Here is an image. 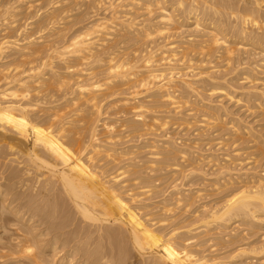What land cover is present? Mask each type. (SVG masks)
<instances>
[{"label":"bare ground","instance_id":"6f19581e","mask_svg":"<svg viewBox=\"0 0 264 264\" xmlns=\"http://www.w3.org/2000/svg\"><path fill=\"white\" fill-rule=\"evenodd\" d=\"M247 112L257 116L249 121ZM108 114L123 118L119 130L101 122ZM170 121L188 129L200 123L204 135L222 131L217 146L223 136L250 137L254 166L244 169L248 160L238 157L232 165L231 154L229 163L214 151L208 162L200 155L216 167L210 182L215 193L224 191L219 202L192 210L203 192L193 194L189 184L180 192L172 181L173 196L151 208L146 202L157 190L147 174L160 162L176 166L179 181L208 175L201 159L191 158L194 150L179 148L164 131L160 141L156 130ZM258 121L264 0H0V264H129L135 253L138 264H264V232L250 243L243 230L248 243L228 258L210 255L216 246L204 251L227 236L237 241L240 226L264 230V171H254L264 158ZM123 134L155 135L144 148L154 149L151 159L141 163L133 138ZM198 239L203 251L193 247Z\"/></svg>","mask_w":264,"mask_h":264},{"label":"rangeland","instance_id":"374dc122","mask_svg":"<svg viewBox=\"0 0 264 264\" xmlns=\"http://www.w3.org/2000/svg\"><path fill=\"white\" fill-rule=\"evenodd\" d=\"M87 10H88V11H87ZM99 10H100L101 12L103 11V9H102V10L99 9ZM92 11H95V10H91V9H89V8L86 9V12H87V13H88V12H91V13H92ZM100 11L98 12V10H96L95 12L98 13L100 16H103V14H105L104 11H103L102 14H100ZM95 12H94V13H95ZM91 13H90V15L93 14V13H92V14H91ZM153 45H155V44H153ZM142 48H143V47H142ZM239 68H240V67H239ZM238 83H242V82H238ZM125 88H126V87H125ZM126 92H127V90H126ZM127 93H128V92H127ZM121 97H127L126 93H125V95H124V93H123V94L121 95ZM128 97H129V96H128ZM108 100H109V99H108ZM108 100H106V101L104 102V109H107L106 107H108V105H106V104H109V101H108ZM105 105H106V106H105ZM231 106H232L231 108H233L234 110H237V109L239 110V108H240L241 105L239 104V105H236V106H235V105H232V103H231ZM186 109H187V108H184V109L182 110V112H184V114H185V112H187V113H186V115H187V114H188V111H187ZM233 109H232V110H233ZM242 109H243V112L240 111V112H242L241 114H240V112H239L238 110L236 111V112H238V114L241 115V116L244 115V114L246 113V112H245V111H246L245 108H242ZM242 109H240V110H242ZM108 110H109V108H108ZM244 110H245V111H244ZM110 111H112V110H110ZM162 113H163V115H165L164 112H161L160 114H156V113H155V114H156L157 116H158V115H159V116H160V115L162 116ZM247 113H249V112H247ZM255 113H257V112H255ZM131 114H132V113H131ZM131 114H130V113H129V115L127 114V115H128L127 117H133V116H132L133 114H132V115H131ZM150 114H151V113H150ZM184 114H182V115L184 116ZM238 114H237V116H239ZM249 114H251V113H249ZM110 115H112V114H110ZM113 115H114V114H113ZM182 115H181V116H182ZM251 115H253V116H250L249 119H247V120L251 121V120H253V118H255V117L257 116V114H255V115H254V114H251ZM148 116H149V115H148ZM150 116H151V117H150ZM150 116H149V118H152V115H150ZM159 116H158V117H159ZM161 116H160V117H161ZM107 117H108L109 119H106ZM110 117H112V118H110ZM116 117H118V118L116 119ZM119 117H120V115H119V116H118V115H117V116L115 115V118H114V116H109V114H108V116L106 115L105 118H104V116L101 118V119H106V120H104V121L101 120V122L115 123V126L118 127V128H116V130H119V126H118V125L120 124L121 120L123 119L122 117H120V118H119ZM193 117H194V116L191 115L190 118L194 119ZM107 120H108V121H107ZM111 120H112V122H110ZM114 121H115V122H114ZM117 121H120V122H119V123H116ZM101 122H100V123H101ZM170 122H171L172 124H170ZM170 122L168 123V124H170V126H166L165 130H164V129L161 130V129H159V127H158L159 130H156V133L159 134V138H160V139H161V138H164V139H163V142H162V139H161L160 141L164 144V140H166L165 137H163L162 135L160 136V134H161L162 131H164V132H162L163 135L165 134V132L168 133V134H170L171 137L175 139V142L177 141L176 143H177L178 145H177V144H176V145L179 146V148H185V147L187 146L188 148H185L186 150H188V151L194 150V151L196 152V154H199V155H196L195 153L192 154V156H193V155L196 156V157H195V156H194V157L191 156V158H192L193 160H194V158H197V159H198L197 161L199 162V161H200L199 158H200V159L202 158V157H199L200 155H202V156L205 155L203 158L206 159L205 157H206L207 155L212 154V153H214V152L217 153V154H220V155L223 154L222 156H223L224 158L227 157V156H226L227 154H231L230 158H231L233 161L231 160L230 163H232V162L234 163L235 160H236V162H238L239 160L242 161V160H244V158L246 159V160H244V161H247L248 159L252 158L253 156L256 157V153L254 152L255 149L253 150L254 146L252 147V145H250L252 142H251V143H248V144H247L248 141L246 142V140H249L250 137H248L247 139L245 138L244 141H243V139H242V142H241V141H240L241 139H238V141H237V139H234V140H233V137H229V136H226L227 138L224 139V136H223V137H222V142H223V141H224V142L226 141V145H225L224 142H223V143H221V146H220V145L217 146V144H218V142H219L217 139L220 138L222 135H224L223 133H222V134H219V135H217V134H218V133H221L222 131L216 133V134H215L216 136H215L214 133H212V131H211L210 129H206L207 131L205 132V135H204L203 128L200 127V123H196L197 125L195 124V126H198V125H199V127H195V126L192 127V126H191V128L188 129L189 126L181 125V123H180V125H179V124L177 125V124H176L177 121H176V122H175V121H174V122H173V121H170ZM100 123H99V124H100ZM173 123H174L175 125H173ZM263 123H264V122H263ZM263 123L258 121L257 123H254V125L257 126L258 124H263ZM116 124H118V125H116ZM191 125H192V124H191ZM193 125H194V124H193ZM174 126H175V127H174ZM176 126H177V127H176ZM178 126H179V127H178ZM181 126H182V127H181ZM185 126H186V127H185ZM227 126L229 127L230 125H227ZM168 127H169V130H168ZM180 127L183 128V129H181ZM184 127H185V129H184ZM179 128H180V129H179ZM198 128H199V129L202 128V129L199 130ZM102 129H103V128H102V126L100 125V127H99V131H100V132H103ZM186 129H188V130H186ZM204 129H205V128H204ZM263 130H264V129H263ZM177 131H179V132H177ZM182 131H183V132L185 131V132L183 133ZM196 131H197V132H196ZM201 131H202L203 133H202ZM204 131H205V130H204ZM209 131H211V132H209ZM214 131H215V130H214ZM172 132H173V134H172ZM193 132H194V133H193ZM207 132H208V133H207ZM223 132H224V131H223ZM263 132H264V131H263ZM176 133H177V134H176ZM195 133H196V134H195ZM209 133H211V134L209 135ZM102 134H103V133H102ZM118 134H120V133H118ZM194 134H195V135H194ZM198 134H200V136H199ZM201 134H202V135H201ZM212 134H213V135H212ZM123 135H124V134H123ZM125 135H126V134H125ZM125 135H124V136H125ZM134 135H135V134H134ZM207 135H208V136H207ZM135 136H138V134H136ZM135 136H133V134H132V136H131V135H128L127 137H126V136H125V137L128 139V138H130V137L133 138V137H135ZM143 136H144V135H143ZM151 136H155V135L152 134V135H150L147 139H145L147 136H146V137L144 136V137H143L144 139H143V138H138V137H136V138H135V139H136L135 142H134V140H135L134 138L132 139L133 142H132V141H129V142H131V143L133 144L134 147H136V148H133V149H135V150L137 149V150H136L137 153L134 154L135 157H137V158H138V157H140V158L142 157V158H141L142 160H140V158H138L139 161H140L141 163H143L144 160H146L147 158L151 159L150 157L146 156L147 153L150 152V150L147 151V149H146V151H145V149H144V148H148V145H149V143H150V141H151V138H154V137H151ZM201 136H202V137H201ZM203 136H204V137H203ZM213 136H214V137H213ZM125 137H124V141H125V139H126ZM141 137H142V136H141ZM199 137H200V138H199ZM137 138H138L140 141H139ZM176 138H177V140H176ZM130 139H131V138H130ZM198 139H200V143H199V146H198L199 148L196 147L198 144H197V145L195 144V143H196L195 140H198ZM201 139H202V140H201ZM208 139H209L210 141H209ZM226 139H227V140L229 139V140L227 141ZM143 140H145L144 142H146V140H147V144H145L144 142H143V144H141ZM149 140H150V141H149ZM152 140H153V139H152ZM170 140H172V139H170ZM191 140H192V141H191ZM204 140H205V141H204ZM252 140H253V139H252ZM120 141H121V140H120ZM122 141H123V138H122ZM124 141H123L122 146L125 144V145L123 146L124 149H125V148L127 147V143H124ZM137 141H138V143L136 144ZM201 141H202V143H201ZM203 141H204V142H203ZM214 141H216V142H214ZM230 141H231V142H230ZM250 141H251V140H250ZM263 141H264V139H263ZM161 142H159V144H157V145H159V150H158V151L162 150L161 148L164 146L163 144H161ZM178 142H179V143H178ZM184 142H185V143H184ZM191 142H192V143H191ZM205 142H206V143H205ZM210 142H211V143H210ZM227 142H228V144H227ZM235 142H236V143H235ZM244 142H245V143H244ZM121 143H122V142H121ZM131 143H129L128 147H129L130 145H132ZM204 143H205V144H204ZM208 143H210V146L207 148V146H208L207 144H208ZM229 143H230V145H229ZM139 144H140V145H139ZM144 144H145L146 146H145ZM151 144H152V141H151ZM151 144H150V145H151ZM160 144H161V145H160ZM200 144H202V145H200ZM213 144H214V146H213ZM234 144H235V145H234ZM135 145H136V146H135ZM183 145H186V146H183ZM190 145H191V147H190ZM192 145H193V146H192ZM195 145H196V146H195ZM203 145H204V146H203ZM223 145H224V146H223ZM253 145H254V143H253ZM182 146H183V147H182ZM194 146H195V147H194ZM212 146H213V147H212ZM228 146H229V147H228ZM246 146H248L249 149H248V147H246ZM123 147H121V145H120L119 148H123ZM131 147H132V146H131ZM138 147H140V149H139V150H140V151H139L140 154H139V152H138ZM141 147H142V148H141ZM149 147H151V146H149ZM204 147H205V149H204ZM215 147H216V150H215ZM221 147H222L223 149H222ZM226 147H228V148H226ZM244 147H245V149H244ZM192 148H193V149H192ZM206 148H207V149H206ZM213 148H214V150H213ZM217 148H219V151L217 150ZM224 148H225V149H224ZM239 148H240L241 150H240ZM242 148H243V149H242ZM246 148H247V149H246ZM250 148H252V149H250ZM127 149H128V148H127ZM133 149H132V151H133ZM141 149H144L145 154H144V151L141 150ZM148 149H150V148H148ZM151 149H153V148H151ZM195 149H196V150H195ZM208 149L210 150V152H209ZM221 149H222V150H221ZM233 149H234V150H233ZM198 150H199L200 152H199ZM202 150H203V153H202ZM205 150H207L208 152L206 151V152H207V153H206ZM223 150H224V151H223ZM228 150H229V151H228ZM236 150H239V151H236ZM152 151H154V149L151 150V152H152ZM213 151H214V152H213ZM220 151H221V152H220ZM142 152H143L144 155L142 154ZM151 152H150L148 155H151ZM231 152H234V153L237 152V153H239V155L236 154V153L233 154V153H231ZM252 153H253L254 155H253ZM138 154H139V155H138ZM141 154H142L143 156H146V158L143 157ZM250 154L252 155V157H251ZM137 155H138V156H137ZM232 155H233V157H232ZM222 156H219V158L223 159ZM234 156H235V157H234ZM248 156H249L250 158H249ZM160 157H162V156H160ZM237 157H238V158H237ZM255 157L252 158L253 161H254V159H256ZM137 158H136V159H137ZM191 158H190V159H191ZM230 158H228V159H230ZM235 158H237V159H235ZM136 159H135V160H136ZM138 159L136 160V162L138 161ZM143 159H144V160H143ZM162 159H163V158H162ZM192 159H191V160H192ZM228 159L225 158V160H224V159H223V160H224V161H226V160L228 161ZM234 159H235V160H234ZM147 160H148V159H147ZM160 160H161V159H159V161H160ZM178 160H179V158H178ZM178 160H177L176 162L181 163L182 165L179 164V165H181V167L185 166V163H184L185 161L179 160V161H180V162H179ZM193 160H192V161H193ZM195 160H196V159H195ZM195 160H194V161H195ZM202 160H203V159H201V161H202ZM206 160H207V159H206ZM252 160H248V162L250 161L251 163H250V162H249V163H248V162H243V163H244V164H243V168L246 167V166L249 167L251 164L253 165V161H252ZM260 160H262V161H261V162L259 161V162L256 163L257 166L259 165V168L256 166L257 169H254V171L257 170V172L259 171V172H262V173H263V171H264V158H261ZM139 161H138V162H139ZM162 161H163V160H162ZM201 161H200V162H201ZM204 162H205V160H204ZM204 162L202 161V163H204ZM207 162H208V160H207ZM170 163H171V161H170ZM170 163H168L169 166L172 165V163H171V164H170ZM228 163H229V161H228ZM233 163H232V165H234ZM238 163H239V162H238ZM238 163H237V165H238ZM247 163H248L249 165H247ZM259 163L261 164V168H260V164H259ZM159 164L164 165V166L167 165V164L165 165V164H163V163H161V162H160ZM205 164H206V165H205ZM213 164H214V163L210 164V166H209L208 163H204V165H202L203 168L206 167V168H204V170H205V171L207 172V174H208V175H206L205 177H204V176H197V177H195V179H194V177H191L192 179H191V178H190V179H184L183 181H179V180H182L181 178H179L180 176L177 177L179 174H178V171H177L178 168H177V170L175 171L176 166L174 167L175 169L171 166L172 168H170V169H172V170H170V169H168L167 167H163V166L160 167L161 165H159V166H157V171H155V173H154V171H152L153 173L150 172V171H148L149 169H143L144 171L146 170V172H144V175L147 174V172H150V174L148 173L147 176H149V177H150V176H151V177L154 176V177H152V178H153L152 180H154V186L156 187V188H155V191L157 190L156 193L158 192L157 194H156L155 192L152 193V194H150V195H152L151 198H150V201H151V202L149 201V199H148L149 202H148V201H147V202L145 201V202L148 203V205H151V208H152V206L155 207V206L158 205V204H159L160 206H163V203L165 202V201H163V200H166V198H167L168 196H173L172 194L174 193V191H171V190H172L171 187H173L172 184H174L173 182L178 181L179 183L177 182V183H178V186H176V187L180 188V192H185V193H187V191H182V190L185 189V188H183L182 186H189V185H190V187H191L190 189H192V193H193V194H196L197 191H200V194H202V192H203V194L201 195L202 197H200L201 199H197L200 203L197 201V202L195 203V205H194V208H193L192 210H194V209L197 208V207H198L199 209H201L200 207H202L203 205L209 207V206H212V205L216 204L217 202H219V200L221 199V197L224 195V193H222V192H224V191H222V192H218V193H215V192H217V191L215 190V188H214V190H213L212 184H211V182H210V181H212V180H214V179L216 178V175H214V174L216 173V172H215L216 167H215V169H214ZM200 165H201V163H200ZM235 165H236V163H235ZM252 165H251V167H252ZM253 166H254V165H253ZM262 166H263V167H262ZM159 167H160V168H159ZM179 167H180V166H179ZM211 167H212V168H211ZM251 167H250V168H251ZM162 168H163V170H162ZM166 168H167V169H166ZM160 169H161V171H160ZM179 169H180V168H179ZM213 169H214V170H213ZM244 169H245V168H244ZM167 170L170 171V172H175V173H177V175H176V174H175V176H174V174L171 175V173L168 172ZM173 170H174V171H173ZM241 170L243 171V169H241ZM166 171H167V172H166ZM211 171H212V172H211ZM159 172H160V174H159ZM161 172H162V173H161ZM157 173H158V174H157ZM169 173H170L171 176H174V177L172 178V177L169 175ZM262 173H259V174H262ZM151 174H152V175H151ZM166 174H168L169 177H168V175H166ZM212 174H213V175H212ZM155 175H156V176H155ZM145 176H146V175H145ZM161 176H162V177H161ZM157 177H158V178L160 177L161 179H157ZM170 177H171V179H170ZM176 177H177V179L179 178V180H177ZM168 178H169V179H168ZM174 178H175V179H174ZM198 178H199V179H198ZM202 178H203V179H202ZM204 178H205V179H204ZM156 179H157L158 181H157ZM172 179H173V180H172ZM193 179H194V180H193ZM207 179H208V180H207ZM162 180H163V183H162ZM168 180H171V183H170V181H168ZM187 180H188V181H187ZM190 180H192V181H194V182L191 181V182H192V184H191ZM155 181H157V182H155ZM164 181H165V182L168 181V183H167V182L164 183ZM172 181H173V182H172ZM195 181H196V182H195ZM133 182H134V181H132V183H133ZM136 182H137V181H136ZM136 182L133 183V184H132V183H130V184H132V185H134V186H137V185H139L138 183H141L140 181H138V183L136 184ZM158 182H159V183H158ZM181 182H182V185H181ZM183 182H184V183H183ZM161 183H162V184H161ZM212 183H213V182H212ZM155 184H156V185H159L160 188H157L158 186H156ZM167 184H168V185L171 184V185L167 186ZM179 184H180V186H179ZM184 184H189V185H184ZM164 185H166V186H164ZM134 186H133V187H134ZM163 186H164V188H166V187H168V188H166V190H164ZM134 188H135V187H134ZM162 188H163V190H162ZM174 189H175V188H173V190H174ZM153 190H154V189H153ZM158 190H162V191H158ZM169 190L171 191L170 194H169V192H170ZM193 190H194V191H193ZM212 190H213V191H212ZM163 191H165V192L167 191L166 194H165V192H163ZM214 191H215V192H214ZM188 192H189V191H188ZM161 193H164V194L161 195L162 197L159 196ZM167 193H168V194H167ZM219 193H220V194H219ZM153 194H155V195H153ZM214 194H215V195H214ZM221 194H222V196H220ZM163 195H164V196H163ZM165 195H166V198H165ZM203 195H204V196H203ZM153 196H154V198H152ZM155 196H156V197H155ZM158 196H159V197H158ZM147 197H148V196H147ZM149 197H150V196H149ZM163 198H164V199H163ZM155 199H156V200H155ZM157 199H158V201H157ZM159 199H160V200H159ZM167 199H168V198H167ZM152 201L154 202L153 205H152V203H153ZM162 201H163V202H162ZM209 201H210V202H209ZM145 202H144V203H145ZM212 202H213L214 204H213ZM155 203H156V205H155ZM197 203H198V205H197ZM207 203H208V204H207ZM202 204H203V205H202ZM209 204H210V205H209ZM195 206H196V207H195ZM198 208H197V209H198ZM149 209H150V207H149ZM157 210H158L157 208H156V210L154 209V211H157ZM191 212H192V211H191ZM185 213H187V212H185ZM188 213H190V212H188ZM190 214H191V213H190ZM185 215H186V216H187V215L189 216V214H185ZM182 216H184V215H181L180 218L178 219V221L182 218ZM234 227H236V226H234ZM249 227H251V228H253V229L249 228V230H247L245 226H244V227H243V226H242V227L240 226V227L238 228V230H236V232L238 231L237 233H238V234L241 233V235L239 234V235H238L239 237L237 236L238 239H237V241H235V242H234V240H231V238L229 239V237L227 236V238H228L229 240L226 241L227 238L225 237L224 242H223V241H220V243L222 244V246H220V247H219V245H221V244H220V243H217V242H219L218 240H217V242L214 241L215 243H212V242L209 243V244H211L212 246H209V245H207V243H206V244L204 243V244L202 245L203 247H204L205 245H207V246H206L207 249H206V247H204V248H205L204 251H207L209 248H211V247H213V246H216V247H213V248H211V249H215V248H216V250H217L218 252H217V251H213L212 254H210V255L218 256L217 254H220L219 257L222 255V256L220 257L221 259H224L223 257L228 258L233 252H235V250L238 248V246H239L241 243H244V242H245V241H243V240H246V241H247V239H248V241L250 240V241H249L250 243H251V242H254V241L256 242V241L258 240V239L256 240V238L259 237V235H257V234H259V233L262 234V233L264 232V230H261V231L255 233L254 231H250V229H251V230H254V227H252V226H249ZM247 228H248V227H247ZM239 229H240V230H239ZM243 230H246L245 232H248V231H249V232H248L249 234L247 233V234H248L247 236L250 237V235H251V238H254V239H251V238H249V237L247 238L245 234H244V236H243V233H242ZM229 231H231V229H228V232H229ZM255 231H256V230H255ZM257 231H258V230H257ZM245 232H244V233H245ZM250 232H251V233H250ZM252 232H253V233H252ZM3 233H4V230L1 229V230H0V234H3ZM230 233H231V232H230ZM186 234H187V233H186ZM232 234H234V231H233ZM254 234H255V235H254ZM189 235L191 236L192 234H189ZM195 235H196V234H195ZM252 235H253V236H252ZM185 236H186V235H185ZM240 236H242V237H240ZM243 237H244L245 239H244ZM196 238H197V237H196ZM241 238H242V240H241ZM246 238H247V239H246ZM240 240H241V241H240ZM198 241H199V239L196 240V241L194 240L193 242H194V244H195V242L199 243V242H201V239H200L199 242H198ZM230 241H232L233 244H230V243H231ZM222 242H223V243H222ZM225 242H226V243L229 242V243L226 244ZM197 243H196L195 245L192 243V245H194L193 247L197 248V250H200V247H201V246H200V243H199V248H198V244H197ZM245 243H248V242H245ZM245 243H244V244H245ZM216 244H218V245H216ZM225 244H226V245H225ZM196 246H197V247H196ZM208 246H209V247H208ZM218 247H219V248H218ZM222 247H223V248H222ZM195 248H194V249H195ZM220 248H221V249H220ZM195 250H196V249H195ZM200 251H203L202 247H201V250H200ZM214 253H215V254H214ZM132 255H133V254H132ZM136 255H137V254L135 253V256H136ZM135 256H134V258L132 257L133 259L131 258V259H132L131 261H129L131 264H134V263H135V264H138V261L141 260V258H140L138 255L136 256L138 259H137ZM226 258H225V259H226ZM136 259H137V263L135 262ZM132 261H134V262L132 263ZM249 262H250L251 264H258L259 261L255 258L254 261H250V260H248L247 263H249ZM130 263H129V264H130ZM250 263H249V264H250Z\"/></svg>","mask_w":264,"mask_h":264}]
</instances>
